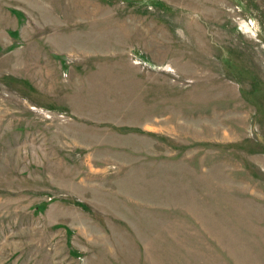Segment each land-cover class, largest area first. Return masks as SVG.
<instances>
[{
	"label": "rangeland",
	"instance_id": "1",
	"mask_svg": "<svg viewBox=\"0 0 264 264\" xmlns=\"http://www.w3.org/2000/svg\"><path fill=\"white\" fill-rule=\"evenodd\" d=\"M0 264H264V0H0Z\"/></svg>",
	"mask_w": 264,
	"mask_h": 264
}]
</instances>
